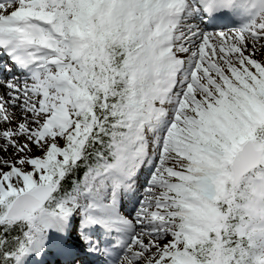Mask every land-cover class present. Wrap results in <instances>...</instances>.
<instances>
[{
  "label": "snow or ice",
  "instance_id": "6c2138e0",
  "mask_svg": "<svg viewBox=\"0 0 264 264\" xmlns=\"http://www.w3.org/2000/svg\"><path fill=\"white\" fill-rule=\"evenodd\" d=\"M0 264H264V0H0Z\"/></svg>",
  "mask_w": 264,
  "mask_h": 264
}]
</instances>
